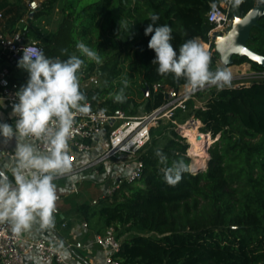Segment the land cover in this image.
I'll return each instance as SVG.
<instances>
[{
	"label": "trees",
	"instance_id": "16d2710c",
	"mask_svg": "<svg viewBox=\"0 0 264 264\" xmlns=\"http://www.w3.org/2000/svg\"><path fill=\"white\" fill-rule=\"evenodd\" d=\"M56 3L45 0L34 12L25 5L27 19L33 23L52 15ZM222 3L229 5L231 16H245L257 0H65L63 10L73 24L72 39L85 41L94 35L102 40L101 30L121 31L122 39L136 35L127 43L136 69L123 72L121 65L126 59L121 52L97 68L101 77L107 75L102 89L81 91L90 100H103L100 109L107 112L123 110L138 115L139 104L132 96L137 91L145 99V113L162 106L165 88L178 90L185 79L157 71L155 53L148 47L151 37L145 35L152 22L150 15H158L156 25L171 26V42L178 49L189 39L208 38L212 25L207 13L212 5ZM21 10L19 0H0L2 35L17 32L14 28L24 20ZM42 40L52 43L50 38ZM103 40L116 47V39ZM248 46L264 56V16L253 28ZM209 54L210 70L222 69L214 44ZM246 63L264 74V67L247 57H234L233 66ZM95 65L90 61L88 71L93 72ZM0 66L13 71L18 64L2 60ZM136 71L142 78L140 87L132 82ZM13 79L21 87L25 85L15 76ZM158 83L163 89L155 91ZM121 88L126 99L116 102L114 94ZM204 91L194 96L203 99L202 106L197 107L195 99L187 103L193 110L182 124L194 117L201 123L200 132L214 139L205 168L190 170V147L178 132L177 120L183 112L177 111L173 119L177 124L161 121L152 129L151 141L141 154L145 172L140 185L124 184L114 196L100 199L97 207H81L87 219H97L94 228L98 233L115 226L122 240V250L116 256L119 264H264V77L249 85H214ZM157 150L167 157L165 163L156 156ZM178 160L184 161L187 170L178 183L169 184L164 180V169Z\"/></svg>",
	"mask_w": 264,
	"mask_h": 264
},
{
	"label": "clouds",
	"instance_id": "9594fccd",
	"mask_svg": "<svg viewBox=\"0 0 264 264\" xmlns=\"http://www.w3.org/2000/svg\"><path fill=\"white\" fill-rule=\"evenodd\" d=\"M157 14L145 28L151 38L148 47L155 53L153 63L161 74L184 77L183 87L196 91L206 85L224 87L230 74L226 69L210 70V54L199 38L184 42L178 49L172 44L173 29L167 24L156 25ZM81 55L96 63L101 62L98 53L84 42H77ZM25 49L18 66L28 72V80L16 93L18 102L13 105L16 117L14 125L0 122V137L15 138V165L11 168L14 182L0 173V224L6 223L13 233L29 230L39 223L41 228L50 227L55 211V176L70 170L68 157L69 139L72 134L74 116L77 112L88 113L89 105L80 90L78 72L85 61L76 54L66 60L50 58L43 52L30 54ZM127 85V81L123 82ZM126 99L124 89L114 94L116 102ZM3 97H0V105ZM28 138L42 139L45 149ZM161 163L167 157L156 151ZM187 170L183 160L174 161L164 169V180L176 184Z\"/></svg>",
	"mask_w": 264,
	"mask_h": 264
},
{
	"label": "built area",
	"instance_id": "2783aa9c",
	"mask_svg": "<svg viewBox=\"0 0 264 264\" xmlns=\"http://www.w3.org/2000/svg\"><path fill=\"white\" fill-rule=\"evenodd\" d=\"M27 6L30 12H34L39 9L40 4L37 0H31ZM229 11V5L224 3L211 6L207 13V20L212 25V29L208 33L211 40H213L215 33L227 35L233 26L234 16H231ZM25 49H30L32 55L43 52V48L39 43L27 42L20 32H15L9 36L0 33V61L7 60L18 64ZM260 75L261 78L264 77V74ZM100 78L101 73L98 71L88 73L81 71L80 89L98 88L101 82ZM211 86L214 85L209 84L196 91H190L184 87L178 90L166 87L164 91L166 102L162 106L151 112L136 116L123 110L104 111L96 108L93 101L87 98L89 112H77L74 116L72 134L68 141V157L71 168L65 174L71 175L97 169L107 162L117 160L121 172L115 177L106 197L114 196L124 184L140 182L145 172L141 154L151 141L152 129L165 120L177 124L173 120L175 113L177 111H187V103L191 99H195V94ZM20 88V84L13 79V73L9 67L0 66V97H3V102L10 109H13V105L18 102L16 93ZM160 89H163L161 83L154 85L155 91ZM101 136H105L106 139V146L102 147V152L95 158L87 160L81 167L72 169L77 161V155L85 157L89 152L96 150L98 147L101 148L99 141ZM28 139L34 141L40 150L45 149L42 139ZM6 154L9 158L15 159V153L7 152ZM195 166L191 167V171L195 172L198 169ZM56 199L59 200L60 197L57 196ZM54 213H58V210L55 209ZM84 227H88L87 223L84 224ZM93 244L101 247L104 251L105 264H119L116 256L122 250V240L117 237L115 226H110L103 232L95 234ZM73 248L83 249L85 246L81 242H77L58 247L43 238L30 240L21 233H13L6 223L0 224V264H28L27 260L31 256L36 257L44 264H68L65 256Z\"/></svg>",
	"mask_w": 264,
	"mask_h": 264
},
{
	"label": "rangeland",
	"instance_id": "374dc122",
	"mask_svg": "<svg viewBox=\"0 0 264 264\" xmlns=\"http://www.w3.org/2000/svg\"><path fill=\"white\" fill-rule=\"evenodd\" d=\"M19 1H20V6L22 7L21 11L24 12V17H23L24 20L20 21L16 25V27L14 28L15 31L20 32L26 38L27 42L39 43L44 49V54L50 58H59L61 60H66L72 54L81 56V58L85 61V63L84 65H82L81 69L78 72L79 79H80L81 71H85L86 73H88L89 72L88 70L90 67V61H93V60H90L86 56L81 55L79 50L76 48L77 42H81L82 40L77 41L75 38L72 39L71 37V32L73 30V24L71 20L69 19V17L67 16V14L63 10L65 0H57V3L55 5L52 15L48 17H44L40 19L39 21H36L33 23L31 22V20L27 19V15L25 14L26 10L24 9L25 8L24 6L27 5V2L29 0H19ZM37 1L39 4H41L45 0H37ZM0 30H1V27H0ZM100 33H101L102 40H99L94 35H92L88 37L87 40L82 41L86 45H88L91 49L95 50L98 53V55H100L101 57L100 63H96L95 61H93L96 64L94 67L96 69L93 70V72H97L98 69H100V66L104 65L106 62L113 61L118 56V54L121 52L124 54V58L126 59L121 65V67L123 68V72L128 73L131 67L136 69V66H134L130 61V58H129L130 52H129V47L127 46L128 41L135 39L136 35L128 34L125 39H122L120 38L121 31L120 32H109L108 30H101ZM104 37H112L116 39V47H111L109 43L103 40ZM42 38L43 39L50 38L52 40V43L47 44L46 42L42 40ZM199 40L203 44H205V46L206 44L209 45L208 47L209 48L208 52H209V50L211 49V45L214 44V41L211 40L209 37L207 39L201 38ZM218 65L222 69H226L228 73L230 74V80L224 85V87H237L240 85H249L252 81L261 79L260 73L254 71L251 65L248 63L243 64V65H238V66L236 65V66L227 67V66H224L219 60ZM13 72H14L13 76H15L16 79H18L19 81L21 80L23 84H26L29 74L25 69L17 66L13 69ZM106 79H107V75L102 74V77L100 78L101 80L100 86L97 89H102L105 86ZM141 80L142 78L139 75V73L137 71L134 72L133 79H132L133 84L136 85L137 87H140L142 83ZM97 89H90V90L95 91ZM204 90L200 92L203 93L205 92ZM132 96L136 99L137 103L139 104L138 115L144 114L146 112L145 111V99L139 94L138 91L133 92ZM91 100L93 101V104L96 108H99V109L101 108L100 104L101 102H103V100L96 101L94 98H92ZM194 103L197 107H200L204 104L203 99L200 98L198 95L195 97ZM192 110H193L192 108H189L187 111L181 113V116L177 120L180 126H185L194 119V117H189L187 122L185 124H182L183 119L189 116ZM165 123H167V120L162 121L161 124H165ZM200 127H201V123L199 122V125L197 123V130H199ZM182 135L184 136V134ZM207 135L209 136L208 143H207L208 146L206 147L205 150L208 152V149L214 143V139L212 138L210 134H207ZM186 140H187V143L189 144L188 138H186ZM189 147L191 148L190 144H189ZM188 156L192 160L190 170L192 166L194 167L195 165H197L198 167V164L196 163V160H195L196 158L191 156L189 154V151H188ZM209 157L210 156L208 153L207 158H205V167L208 164ZM139 185H140L139 182L133 184V186H139ZM125 191H127V189ZM94 195L97 198L99 196L98 192L95 193ZM91 196H93V194L91 195L89 193L86 194V191H83V192H79V194L71 195V197L67 198L69 207H71L72 210H74L75 208L76 209L75 212L77 213L76 219L70 222L69 226L65 228V230H67V232L66 231L65 232L68 235L70 233V232L68 233V231H70V229L74 225L79 224V223L81 224L85 221L89 224V227L92 230L94 231L96 230L94 227H95V223L97 219L91 218V217L87 219V217H85L84 214H81V210H79L80 206L88 205L87 198H91ZM59 205L60 203H58V206ZM97 206L98 204L92 205L91 207H97ZM78 212L81 214L80 217L78 216ZM126 236L127 234L124 235L123 239Z\"/></svg>",
	"mask_w": 264,
	"mask_h": 264
},
{
	"label": "crops",
	"instance_id": "0c3cea01",
	"mask_svg": "<svg viewBox=\"0 0 264 264\" xmlns=\"http://www.w3.org/2000/svg\"><path fill=\"white\" fill-rule=\"evenodd\" d=\"M206 46L208 51L209 45L206 44ZM12 73L14 75L13 71ZM0 122H6L10 125H14L15 123L13 109L7 107L5 102L0 105ZM99 141L101 148L98 147L96 150L89 152L85 157L83 155H77V161L72 169L81 167L87 160L95 158L102 152V147H104V145L106 146L105 136H101ZM31 142L36 144L34 141ZM15 147V138L10 140L0 137V173L6 175L8 179L13 182L14 178L12 176L11 168L14 167L16 158L11 159L6 153H15ZM120 172L119 161L113 160L105 163L97 169L88 170L82 173L67 175L65 172L56 175L53 182L57 188L56 197L59 196L60 199H56L55 201V209L58 210V213H53L52 225L50 227L41 228L39 223H35L29 230L24 231L21 234L30 240L40 238L46 239L58 247L81 242L85 248H73L66 253L65 257L68 264H105L104 251L101 247L93 244L94 236L98 232L92 230L86 221L74 225L70 231H68V233L70 232L69 235L66 233L67 230H65V228L69 226L70 222L76 219L77 214L75 208L72 210L71 207H69L67 198L71 197V195L79 194V192L86 191V194H93L91 198H87L88 205L90 207L92 205H97L100 199L107 196L109 187L113 185L115 177L119 175ZM95 191L99 194L98 198L94 195L97 193ZM95 202L96 204H94ZM58 203H60L59 206ZM81 207L82 206L79 207V210H81ZM81 214L78 212L79 217ZM85 223L88 225L87 228L84 227ZM27 263L44 264L34 256L29 257Z\"/></svg>",
	"mask_w": 264,
	"mask_h": 264
},
{
	"label": "water",
	"instance_id": "95a60500",
	"mask_svg": "<svg viewBox=\"0 0 264 264\" xmlns=\"http://www.w3.org/2000/svg\"><path fill=\"white\" fill-rule=\"evenodd\" d=\"M264 16V1L257 0L256 7L245 16L234 15V22L227 35L215 33L213 36L215 51L219 55L220 62L227 67L234 65V57H247L251 62L264 67V56L254 52L248 46L253 28L259 26L260 19ZM199 121L193 119L190 124H197ZM184 126L178 128L183 134Z\"/></svg>",
	"mask_w": 264,
	"mask_h": 264
},
{
	"label": "bare ground",
	"instance_id": "6f19581e",
	"mask_svg": "<svg viewBox=\"0 0 264 264\" xmlns=\"http://www.w3.org/2000/svg\"><path fill=\"white\" fill-rule=\"evenodd\" d=\"M205 47L207 48V46ZM183 129V134L188 138V142L191 146L189 154L196 158L195 160L198 164V169L205 168V158L208 156V152L205 149L208 146L207 143L209 136L200 133L199 130H197V124H190L189 126L185 125ZM195 167H197V165Z\"/></svg>",
	"mask_w": 264,
	"mask_h": 264
}]
</instances>
